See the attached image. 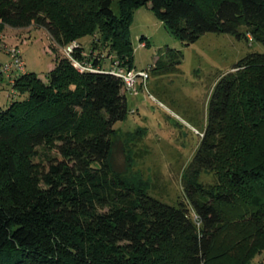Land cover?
I'll list each match as a JSON object with an SVG mask.
<instances>
[{"label": "trees", "instance_id": "obj_1", "mask_svg": "<svg viewBox=\"0 0 264 264\" xmlns=\"http://www.w3.org/2000/svg\"><path fill=\"white\" fill-rule=\"evenodd\" d=\"M149 3L187 44L217 32L264 45V0H0V24L41 26L59 45L78 40L76 58L115 54L131 69V24ZM236 67L215 87L176 203L113 162L122 78L66 57L46 79L18 74L0 105V264H251L264 248V51ZM204 170L215 182L198 181Z\"/></svg>", "mask_w": 264, "mask_h": 264}, {"label": "rangeland", "instance_id": "obj_2", "mask_svg": "<svg viewBox=\"0 0 264 264\" xmlns=\"http://www.w3.org/2000/svg\"><path fill=\"white\" fill-rule=\"evenodd\" d=\"M130 32L136 69H146L149 75L138 78V92L125 90L128 115L114 124L117 146L113 162L126 168L130 180L146 186L161 200H186L187 169L208 125L209 104L217 83L224 75L236 72V63L247 54L263 52L264 45L251 34L238 39L231 33L217 32H206L187 44L167 30L150 3L135 10ZM0 33L5 35L7 47L21 49L28 71L43 79L65 57L69 44L59 45L38 25L13 28L0 24ZM92 40V35L80 40L87 52ZM143 41L145 46L140 45ZM110 55L103 59L106 67L116 58ZM7 58L0 49V62ZM10 90L8 79L0 76V105L9 104ZM197 179L207 185L215 182L216 176L204 170ZM192 214L196 219L194 211ZM251 264H264V248L255 253Z\"/></svg>", "mask_w": 264, "mask_h": 264}, {"label": "built area", "instance_id": "obj_3", "mask_svg": "<svg viewBox=\"0 0 264 264\" xmlns=\"http://www.w3.org/2000/svg\"><path fill=\"white\" fill-rule=\"evenodd\" d=\"M79 41L74 40L68 45L65 46V57L68 58L73 66L80 72H110L118 77L122 78L125 84L126 90L130 92H138L136 86L138 83V78H148V71L146 69L138 70L135 68L127 69L123 66L117 58L112 61V64L109 67L104 66L103 57H99L95 54L93 58L89 59L85 53L84 58H76L74 56V51L79 47ZM140 45L145 46L143 41ZM0 49H3L8 58L5 61L0 62V76L7 78L8 82L11 85V90L9 95H16L17 91L15 88L16 76L21 73L28 72L26 61L23 57L22 51L19 47H7L5 44V35L0 33ZM99 59L101 64H95L94 59Z\"/></svg>", "mask_w": 264, "mask_h": 264}, {"label": "crops", "instance_id": "obj_4", "mask_svg": "<svg viewBox=\"0 0 264 264\" xmlns=\"http://www.w3.org/2000/svg\"><path fill=\"white\" fill-rule=\"evenodd\" d=\"M53 67H54V66H53ZM53 67H52V68H53ZM2 78H4V77H2Z\"/></svg>", "mask_w": 264, "mask_h": 264}]
</instances>
